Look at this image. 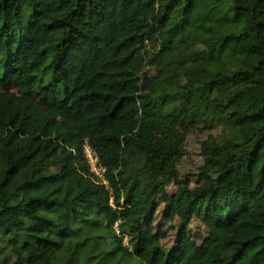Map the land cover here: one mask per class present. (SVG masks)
Segmentation results:
<instances>
[{
  "label": "trees",
  "instance_id": "16d2710c",
  "mask_svg": "<svg viewBox=\"0 0 264 264\" xmlns=\"http://www.w3.org/2000/svg\"><path fill=\"white\" fill-rule=\"evenodd\" d=\"M0 264H264V0H0Z\"/></svg>",
  "mask_w": 264,
  "mask_h": 264
},
{
  "label": "rangeland",
  "instance_id": "374dc122",
  "mask_svg": "<svg viewBox=\"0 0 264 264\" xmlns=\"http://www.w3.org/2000/svg\"><path fill=\"white\" fill-rule=\"evenodd\" d=\"M209 133V131L199 130L191 133L188 137L186 155L179 164V168L183 174L181 180L185 185L194 187L200 181V179L195 176V173L197 167L203 162V157L200 155L201 142L207 138ZM212 133H218V129L212 131ZM179 188V185L173 183L168 186V191L174 194ZM163 206L164 204L159 199V207L155 214V232L160 238L161 245L165 250H168L172 245H174V236L178 226V219L168 220L164 218L162 214ZM191 232L197 240H201L208 233L207 229L198 221H195L191 226Z\"/></svg>",
  "mask_w": 264,
  "mask_h": 264
},
{
  "label": "built area",
  "instance_id": "2783aa9c",
  "mask_svg": "<svg viewBox=\"0 0 264 264\" xmlns=\"http://www.w3.org/2000/svg\"><path fill=\"white\" fill-rule=\"evenodd\" d=\"M85 152L92 171L100 178H103L105 168L100 165L97 153L89 145L85 146Z\"/></svg>",
  "mask_w": 264,
  "mask_h": 264
}]
</instances>
